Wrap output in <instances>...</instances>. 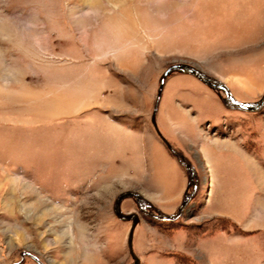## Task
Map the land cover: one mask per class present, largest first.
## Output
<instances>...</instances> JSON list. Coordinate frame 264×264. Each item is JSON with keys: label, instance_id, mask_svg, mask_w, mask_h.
Returning <instances> with one entry per match:
<instances>
[{"label": "rangeland", "instance_id": "1", "mask_svg": "<svg viewBox=\"0 0 264 264\" xmlns=\"http://www.w3.org/2000/svg\"><path fill=\"white\" fill-rule=\"evenodd\" d=\"M211 151L264 186V0H0V264H199L241 232L208 209Z\"/></svg>", "mask_w": 264, "mask_h": 264}, {"label": "crops", "instance_id": "2", "mask_svg": "<svg viewBox=\"0 0 264 264\" xmlns=\"http://www.w3.org/2000/svg\"><path fill=\"white\" fill-rule=\"evenodd\" d=\"M231 147L235 148L234 146ZM235 149L244 155L242 150ZM205 154L210 168H212V173H214V186L208 199V209L216 215L229 218L240 227L241 232L229 228H220L218 231L214 230L200 238L196 247H201L202 254L198 256L196 252L193 253L195 260L199 264H207V261L210 264L212 262L211 258L215 257L216 261L213 262L215 264H252V261L262 264L264 258L256 256V248L253 250L249 248L255 244L251 242V236L256 232H264V200L259 201L258 198V193H262L260 190H263L264 186L261 184L263 182H257L258 166L255 163H249L244 156L247 165L241 169V172L246 173V176H239L237 181H231L228 176H224V173H227L228 169H234V167H224L222 164L217 163L216 161L219 158L213 151ZM213 161L215 162L213 163ZM239 185L246 187L248 192L236 193V187ZM160 187L161 189L165 187L164 191L166 193L164 194L168 195L170 189L168 180H161ZM258 204L263 205L259 208L256 206ZM215 249L224 251V253L222 255L218 253L216 256L207 254L212 253ZM203 250H206L207 253ZM242 253L246 254L244 262L243 258L239 257Z\"/></svg>", "mask_w": 264, "mask_h": 264}, {"label": "water", "instance_id": "3", "mask_svg": "<svg viewBox=\"0 0 264 264\" xmlns=\"http://www.w3.org/2000/svg\"><path fill=\"white\" fill-rule=\"evenodd\" d=\"M172 70L186 71V70H187V67L182 66V65H171L170 67H168V68L163 72V75H162L161 80H160V86H159V89H158V94H157L156 103H155L154 110H153V113H152V123H153V125H154L155 127H156V123H155L154 118H155V114H156V110H157V106H158V101H159L160 96H161V92H162V89H163V86H164V83H165L166 76H167L168 73L171 72ZM192 73H193L195 76H197V77H199L200 79H202V77H201L200 75H198L195 71H192ZM205 82L209 84L208 81H205ZM212 85L215 86V87H218V88L223 89V90L227 93L228 97L231 99V97H230V95H229V93H228L227 88H226L223 84H212ZM231 101H232V103H234V104L237 105L238 107H241V108H244V109H248V110H252V109H253V107L245 106V105H241V104L235 102V101L232 100V99H231ZM156 129H157V127H156ZM165 143H166V145L170 148V145H169L166 141H165ZM170 149H171V148H170ZM172 152H174V151L172 150ZM183 163H184V165L189 169L190 174H191V177H192L194 174H193V172H192V169H191L190 165H189V164H186L184 161H183ZM193 187H194V189L196 188L195 185H194ZM133 195H134V196H137V194H133ZM192 195H193V192L191 193L190 197H191ZM119 200H120V199H119ZM188 200H189V198L185 199V200L181 203V205H180V207H179V211H178V213H180L181 209H182L183 206L188 202ZM118 215H119V213H118ZM119 216H120V215H119ZM125 218H126V219H133V223H132L131 228H130V235H131V233H132V231H133L135 225L137 224L139 218H138L137 215H134V216L127 215V216H125ZM130 235H129V236H130ZM128 246H129V251H130V253L133 254V252H132V248H131V243H130V238L128 239ZM25 254H27V252L23 251V252L21 253V256H24ZM29 255H30V257H31L36 263H38V264H44V263L41 262L36 256H34V255H32V254H29ZM133 257L135 258V262H134L133 264H139V259H138L137 257H135L134 255H133Z\"/></svg>", "mask_w": 264, "mask_h": 264}, {"label": "flooded vegetation", "instance_id": "4", "mask_svg": "<svg viewBox=\"0 0 264 264\" xmlns=\"http://www.w3.org/2000/svg\"><path fill=\"white\" fill-rule=\"evenodd\" d=\"M140 199V198H139Z\"/></svg>", "mask_w": 264, "mask_h": 264}]
</instances>
